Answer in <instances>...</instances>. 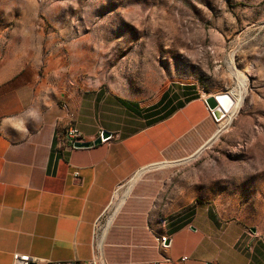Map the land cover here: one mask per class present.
<instances>
[{
	"label": "crops",
	"instance_id": "0c3cea01",
	"mask_svg": "<svg viewBox=\"0 0 264 264\" xmlns=\"http://www.w3.org/2000/svg\"><path fill=\"white\" fill-rule=\"evenodd\" d=\"M71 14L66 1L0 0V264L15 253L85 264L118 187L214 134L210 96L193 86L148 100L90 83L88 49L50 43L72 35ZM69 127L84 143L112 138L71 150L58 143ZM163 187L141 176L118 199L101 237L105 264H264L256 229Z\"/></svg>",
	"mask_w": 264,
	"mask_h": 264
},
{
	"label": "rangeland",
	"instance_id": "374dc122",
	"mask_svg": "<svg viewBox=\"0 0 264 264\" xmlns=\"http://www.w3.org/2000/svg\"><path fill=\"white\" fill-rule=\"evenodd\" d=\"M48 1H66L72 11V35L50 43L86 47L93 85L148 100L173 85L233 98L197 152L129 185L162 178L167 196L212 202L264 237V0ZM129 185L116 190L98 238Z\"/></svg>",
	"mask_w": 264,
	"mask_h": 264
},
{
	"label": "built area",
	"instance_id": "2783aa9c",
	"mask_svg": "<svg viewBox=\"0 0 264 264\" xmlns=\"http://www.w3.org/2000/svg\"><path fill=\"white\" fill-rule=\"evenodd\" d=\"M102 133H100L99 137L97 138V140L100 141L99 144L110 143L112 137L109 136L107 139L102 140L101 139ZM58 143L61 146H65L71 150H75V149H77L75 147L76 144H81L84 142H83V138L81 137V135L74 128L69 127L63 132L62 135H60V136L58 135ZM75 177H77V175H75ZM101 219L94 225V256L91 260L87 261L85 264H105L104 259H103V255H102V251L98 247V241L100 239V238H98L99 237L98 229H99V226L101 223ZM166 242H167V238H166ZM166 242H157V243L160 247L164 248L168 244ZM186 259L187 258H183L182 261H185ZM38 263H39L38 259L32 258V257L27 256V255H20L17 253L12 255L11 264H38ZM47 264H80V263L77 261H68V262H49ZM214 264H216V263H214Z\"/></svg>",
	"mask_w": 264,
	"mask_h": 264
},
{
	"label": "bare ground",
	"instance_id": "6f19581e",
	"mask_svg": "<svg viewBox=\"0 0 264 264\" xmlns=\"http://www.w3.org/2000/svg\"><path fill=\"white\" fill-rule=\"evenodd\" d=\"M242 86H244V85L242 84ZM214 97L216 98V103H217V108L214 111H215L217 121L220 122L223 118H225L226 114H229L233 110L235 103H234L233 98L231 96L226 95V94H220V95H217ZM221 108L225 109L226 113H224ZM116 206H118V205H116ZM98 247L101 250V238L98 241Z\"/></svg>",
	"mask_w": 264,
	"mask_h": 264
},
{
	"label": "water",
	"instance_id": "95a60500",
	"mask_svg": "<svg viewBox=\"0 0 264 264\" xmlns=\"http://www.w3.org/2000/svg\"><path fill=\"white\" fill-rule=\"evenodd\" d=\"M227 95V94H226ZM229 96V95H228ZM204 103H205V106H206V108H207V110L211 113V116L213 117V119L215 120V121H217V119H216V115H215V109L217 108V103H216V98L213 96H210V97H207L206 99H205V101H204ZM222 109V111L224 112V113H226V110L225 109H223V108H221ZM110 135L108 134V133H106V132H103L102 134H101V139L102 140H105V139H107L108 137H109ZM99 140H96L94 143H81V144H76L75 145V147L77 148V149H81V148H89V147H91V146H93V145H99Z\"/></svg>",
	"mask_w": 264,
	"mask_h": 264
}]
</instances>
